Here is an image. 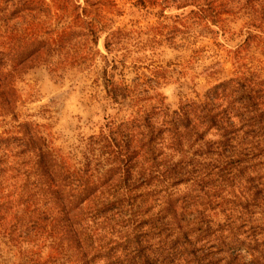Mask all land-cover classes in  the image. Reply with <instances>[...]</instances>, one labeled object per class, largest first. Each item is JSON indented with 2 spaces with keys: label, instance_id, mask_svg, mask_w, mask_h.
<instances>
[{
  "label": "trees",
  "instance_id": "1",
  "mask_svg": "<svg viewBox=\"0 0 264 264\" xmlns=\"http://www.w3.org/2000/svg\"><path fill=\"white\" fill-rule=\"evenodd\" d=\"M132 1L191 7L205 25L242 15L257 34L235 51L232 77L173 110L159 93L161 68L128 82L126 65L105 57L102 86L116 113L76 161L31 124L7 127L0 264H264V66L249 55L264 51V0ZM114 6L0 0V118L17 123L28 71L89 68L101 36L107 55L124 50L127 36L110 26Z\"/></svg>",
  "mask_w": 264,
  "mask_h": 264
},
{
  "label": "rangeland",
  "instance_id": "2",
  "mask_svg": "<svg viewBox=\"0 0 264 264\" xmlns=\"http://www.w3.org/2000/svg\"><path fill=\"white\" fill-rule=\"evenodd\" d=\"M112 1L110 26L127 36L124 50L107 55L105 36H101L99 56L89 68L53 73L49 67L39 66L28 71L17 84V123L10 117L0 118V135L18 123L31 124L55 154L76 161L82 141L97 134L104 119L116 113L102 86L106 58L126 65L128 82L136 74L150 76L151 69L161 68L164 80L159 93L173 110L180 102L232 77L237 67L235 51L250 34H257L248 29L242 15L223 16L224 20L213 26L193 22L191 7L138 9L132 0ZM249 55L264 66L261 45ZM240 63L248 64V59Z\"/></svg>",
  "mask_w": 264,
  "mask_h": 264
}]
</instances>
